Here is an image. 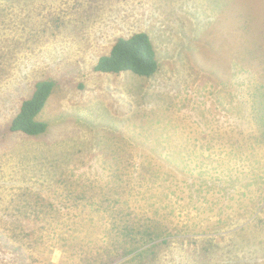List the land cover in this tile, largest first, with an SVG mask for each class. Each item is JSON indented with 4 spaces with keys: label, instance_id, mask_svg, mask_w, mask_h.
I'll use <instances>...</instances> for the list:
<instances>
[{
    "label": "rangeland",
    "instance_id": "rangeland-1",
    "mask_svg": "<svg viewBox=\"0 0 264 264\" xmlns=\"http://www.w3.org/2000/svg\"><path fill=\"white\" fill-rule=\"evenodd\" d=\"M138 32L154 76L94 71ZM263 54L264 0H0V264H264Z\"/></svg>",
    "mask_w": 264,
    "mask_h": 264
},
{
    "label": "trees",
    "instance_id": "trees-1",
    "mask_svg": "<svg viewBox=\"0 0 264 264\" xmlns=\"http://www.w3.org/2000/svg\"><path fill=\"white\" fill-rule=\"evenodd\" d=\"M158 69L155 48L149 35L144 32L118 38L109 52L101 56L94 66L97 73L119 75L127 72L146 79L154 76ZM56 85L52 79L37 82L31 96L21 103L18 113L12 119L8 127L9 132H19L27 136L45 133L48 125L37 120V117L43 111Z\"/></svg>",
    "mask_w": 264,
    "mask_h": 264
}]
</instances>
